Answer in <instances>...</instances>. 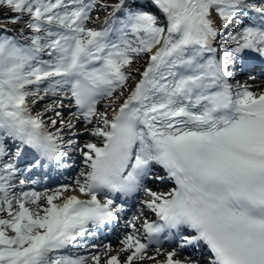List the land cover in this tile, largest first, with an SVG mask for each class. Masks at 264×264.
Returning a JSON list of instances; mask_svg holds the SVG:
<instances>
[{"label":"snow or ice","instance_id":"snow-or-ice-1","mask_svg":"<svg viewBox=\"0 0 264 264\" xmlns=\"http://www.w3.org/2000/svg\"><path fill=\"white\" fill-rule=\"evenodd\" d=\"M3 9L0 264H264V90L237 79L264 65V0ZM77 159L72 183L23 190ZM122 220L118 247L60 254Z\"/></svg>","mask_w":264,"mask_h":264},{"label":"bare ground","instance_id":"bare-ground-1","mask_svg":"<svg viewBox=\"0 0 264 264\" xmlns=\"http://www.w3.org/2000/svg\"><path fill=\"white\" fill-rule=\"evenodd\" d=\"M102 13H103V11H100V12H99V17L102 15ZM96 15H97V13H96V11L94 10V11H93V21H95V23L98 21V20L96 19ZM95 23H93L92 26H94V27H98L97 25L95 26ZM2 25H3V24H0V26H2ZM12 30H15V29H12ZM46 57H47V56H46ZM142 62H143V61L141 60V61H138L137 63H138V65H143ZM247 77H248V75H246V76L239 75V76H237V79H239V80H241V81L243 82V81L247 80ZM248 83L252 85V90L255 91V92H259V91H261V90H264V79H263V78H261V79L258 80V81H256V80H255V81H248ZM42 107H43V105L41 104V102H39L38 104L35 105V109H36L37 111H39ZM80 165H81V164H80ZM74 179H75V178L72 179V182H73ZM19 190H20V189L17 188V191H19ZM23 190L26 191V187H25ZM74 194H75V193H74ZM116 247H118V245L114 246L113 248H116ZM100 251H103V249L99 250L98 252H100ZM95 253H97V251H95L93 254H95ZM91 255H92V254H91ZM88 256H90V255H88Z\"/></svg>","mask_w":264,"mask_h":264},{"label":"rangeland","instance_id":"rangeland-1","mask_svg":"<svg viewBox=\"0 0 264 264\" xmlns=\"http://www.w3.org/2000/svg\"><path fill=\"white\" fill-rule=\"evenodd\" d=\"M100 2L101 3H104V2H108V3H111L112 2V0H100ZM0 11H2L3 13H5V14H9L8 12H7V9H3V10H0ZM101 18V17H100ZM0 23H2L3 24V26H6L7 28H13V29H15V26H13V25H11V24H4L3 23V21H0ZM13 32H15V30H13ZM14 34V33H13ZM143 63V62H142ZM44 103L45 102H41V104L44 106Z\"/></svg>","mask_w":264,"mask_h":264}]
</instances>
